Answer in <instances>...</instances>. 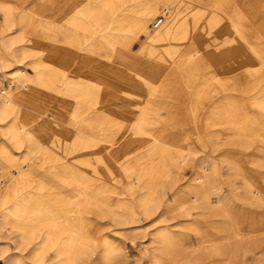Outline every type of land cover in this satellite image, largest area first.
Masks as SVG:
<instances>
[{"label": "bare ground", "instance_id": "6f19581e", "mask_svg": "<svg viewBox=\"0 0 264 264\" xmlns=\"http://www.w3.org/2000/svg\"><path fill=\"white\" fill-rule=\"evenodd\" d=\"M32 5L18 12L0 0V264H264V223L253 215L264 207V0H72L56 6L55 25L43 20L54 18L49 4ZM110 25L119 34L103 36ZM66 70L58 101L49 86ZM55 100L74 117H98L86 123L105 141L72 134L60 112L38 121ZM249 101L263 117L250 118ZM174 104L188 110L208 172L182 145L189 124ZM208 105L206 130L222 127L226 139L198 133ZM110 106L131 115L125 125L102 115ZM154 111L165 118L152 132ZM223 149L245 198L223 190L210 155ZM136 154L139 165L122 166ZM49 161L42 180L30 179ZM181 166L195 171L187 186ZM120 181L128 187L116 189Z\"/></svg>", "mask_w": 264, "mask_h": 264}, {"label": "rangeland", "instance_id": "374dc122", "mask_svg": "<svg viewBox=\"0 0 264 264\" xmlns=\"http://www.w3.org/2000/svg\"><path fill=\"white\" fill-rule=\"evenodd\" d=\"M9 2V4L13 5L18 12L22 11V10H30L32 7H34L32 5L33 2H36L37 4H39L41 1L45 2L46 4H49L51 7H48L47 9H50V10H47V13H52V15L54 16V18H45L43 20H47L48 23H52L53 25H55L54 23H59L60 21H62V19H55V14L57 13L55 11V8L56 6L59 4V3H64V5H71L72 3V0H7ZM175 4V3H174ZM63 6V5H62ZM35 7H38L37 5H35ZM64 8H66V6H64ZM162 19V21H164V18L162 15H158L157 17H155L151 22H155L156 20L158 19ZM2 18L0 16V24L2 23ZM162 25V24H161ZM160 25V26H161ZM152 29H156V28H153L151 26ZM150 28V29H151ZM104 34L103 36L105 37H114V35H118L119 33L116 32L115 30L112 29V26H108V28H106L104 31ZM111 32V33H110ZM129 38H138V35L137 34H129L128 35ZM1 38V37H0ZM144 41V38L143 37H140L139 38V42H143ZM138 44H135L133 45V49L135 51H137L138 49ZM26 69L27 72H29L30 74L33 75L31 69L29 67H24ZM61 68V67H60ZM60 68L57 66L56 67V70L58 69V71L60 70ZM62 70V69H61ZM9 71V69L7 70ZM65 74L61 75V79L60 77H56L54 80H53V84L51 86H49L51 89L54 90L53 94L50 96L52 97L53 99H56L58 98V101L60 100V97H61V90L64 89L65 87V82H67L69 80V71L66 70L64 72ZM1 75H0V80H1ZM8 85V82L7 80L6 81H3L2 80V87L3 88H6ZM40 89L43 91L45 89L44 86L40 87ZM184 95H186L187 97H189L190 95V88L189 90H187V93L185 92ZM246 98L248 99H252V98H255V96H251V94H249L248 96H246ZM31 99H35V97H31ZM58 101L55 100V102H53V104L50 106V109L49 111L46 113V114H43V116H39L38 113L36 112V114H33L34 116H38L37 117V120L38 121H43V120H48L50 119V115L52 113H55V112H60L61 116H62V119L67 122L69 125H72V126H69V130L71 131L72 134L74 135H78V136H89L90 138L96 140V139H100L98 142H101L103 143V141H105L106 139V135H107V132H99L96 131L95 127H93V125H90L88 123H86V121H90V120H95L97 119L98 117H94L93 115H81L80 117H74L72 116V114L70 113V110L68 109L63 111L62 109L60 110V107L58 103ZM247 108H248V111L250 113V118H253V119H258L260 117H263L262 113H260V111L254 107L251 106V102L249 101L247 103ZM213 109L211 108V106H205L204 108H201L198 112V119L197 121H199V125H198V133H200L201 136H205L207 135L208 133H213V132H217L221 133L220 134H224L225 136L223 137L224 139L227 138L226 134L227 132H224L223 128H219L218 126H213V127H210L206 130V125H205V117L207 116V114L212 111ZM171 114L173 115H177V116H180V117H183L182 121L189 124V126L186 127V132H187V136L188 137H182L184 138L183 140V143L182 145H184V148L185 147H188V148H193V146H195V148L198 150V153L196 154V158H197V166L198 168L200 169H203L205 171H209L210 168H211V161L209 158H207V154H204L201 152L200 148L196 145V143L193 142V138L194 136H192L193 134L195 135V129L194 127L192 126V122L191 121H188L186 116L188 115V110H184L182 109L179 105H173L171 107V110H170ZM103 116H105L106 118H114V119H121V121H124L122 124L125 125L126 124V120L128 118L131 117V115H127L124 113L123 110H121V108H115L113 106H110L108 107V111L105 113V114H102ZM154 116L158 119V121H154L153 123V127H151L150 131H157V125L160 123V120H163L165 118V113L162 112V111H154ZM41 118V119H40ZM253 122H249L248 123V127L249 129H253ZM176 131H180L179 128H175ZM221 129V130H219ZM81 130V131H80ZM220 131V132H219ZM70 135V134H69ZM228 135V134H227ZM64 135H60V134H57L56 133V139H62ZM259 139H255V141H258ZM58 144L59 146L63 145V141H58ZM181 145V146H182ZM62 151V150H61ZM225 150H219L218 152L214 153V154H210L212 157H214L216 159V161L219 163V165L221 166L220 167V175H222L223 177V180L225 181V186L223 187V190L225 193H228L229 190L231 189H235V191H237L238 193L241 194L242 197L245 198V196L247 195L244 187H243V184L241 181H234L232 180V178L230 177L229 175V172H227L226 170L223 169L222 165H221V159H223L222 156H224V153ZM14 153L15 155L19 158L22 156V152L21 151H16L14 150ZM68 158L67 160L69 161V163H71V166L74 167L73 169L77 171L78 167H77V164L75 163L76 161H73V158L74 157H78L76 153L73 152V150H68ZM170 155V156H169ZM177 156V151L175 152H172L171 154L170 153H167L166 154V159L168 160V162L170 161L169 159L172 158V157H176ZM170 157V158H169ZM139 156L138 154L136 155H132L128 158H126V161H123V165L122 166H125V165H132L134 167H136L137 165L140 164V160L138 159ZM235 158L239 161H241V163L245 164L246 163V160L244 159L243 157V154H240L238 153V151H235ZM65 162V161H64ZM167 162V163H168ZM53 165V163L51 161H49V163L46 162L45 166H41V167H37L36 171L32 174V176H30V179L36 181V180H42V178L44 177V172L45 170L49 169L51 166ZM5 166V165H4ZM3 164L0 165V168L4 167ZM246 167V165H244ZM194 168H186V167H183L181 166L180 169L177 171V177L179 178V181L181 184H183L184 186H187L189 183H191V181L195 178L194 176ZM14 174V172L12 173V175ZM11 175V176H12ZM41 175V176H40ZM114 187L116 189H126L128 187V185L126 184L125 181H120L118 183H115L113 184ZM253 215L255 216V219L257 221L258 224H263L264 223V207L262 209H254L253 210ZM170 219V218H169ZM1 223H4V220L0 218V224ZM6 234V233H5ZM138 241H134L133 243L131 242H127V246H128V249L131 253L137 255L138 252H139V246H138ZM8 247L9 249H12L13 248V244L11 242H8Z\"/></svg>", "mask_w": 264, "mask_h": 264}, {"label": "built area", "instance_id": "2783aa9c", "mask_svg": "<svg viewBox=\"0 0 264 264\" xmlns=\"http://www.w3.org/2000/svg\"><path fill=\"white\" fill-rule=\"evenodd\" d=\"M161 19H159L155 24H154V27H157L160 23H161Z\"/></svg>", "mask_w": 264, "mask_h": 264}]
</instances>
